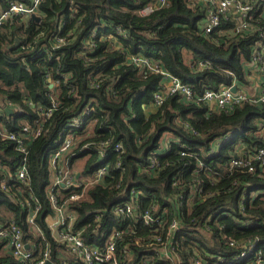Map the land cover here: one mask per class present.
Here are the masks:
<instances>
[{"label": "trees", "instance_id": "trees-1", "mask_svg": "<svg viewBox=\"0 0 264 264\" xmlns=\"http://www.w3.org/2000/svg\"><path fill=\"white\" fill-rule=\"evenodd\" d=\"M13 1L28 0H0V13ZM151 2L42 0L39 19L11 15L0 25V224L14 221L36 257L50 251L51 264H73L61 257L66 244L57 234L69 228L100 249L122 231L118 264H251L264 251V171L231 168L241 148L264 146V103L210 110L201 99L234 79L248 84L245 64L264 43V16L254 12L256 29L242 35L226 31L233 20L206 33L202 4L171 0L141 14ZM134 55L188 84L192 97L174 94L147 112L163 75L146 73ZM190 60L210 65L199 69ZM29 126L42 132L27 143L30 177L22 181L16 171L24 152L3 132ZM70 134L79 140L67 166L83 159L82 175L103 166L107 172L83 199L69 202L73 223L54 227L49 158ZM72 191L61 187L59 198ZM132 194L133 215L114 210ZM5 246L0 240V264H22Z\"/></svg>", "mask_w": 264, "mask_h": 264}, {"label": "built area", "instance_id": "built-area-1", "mask_svg": "<svg viewBox=\"0 0 264 264\" xmlns=\"http://www.w3.org/2000/svg\"><path fill=\"white\" fill-rule=\"evenodd\" d=\"M42 0H28L13 1L7 10L0 13V25L5 23L11 15H36L39 5ZM171 0H153L150 4L141 10V14L147 15L159 7H164L170 4ZM194 3L202 4L201 7L206 12V17L202 25V29L206 33H211L214 28L221 25L223 20H233L236 24L233 29L226 31L231 35H242L244 33L252 32L256 29L255 23L252 20L253 13L261 11L264 16V0H194ZM222 31V32H226ZM63 41V39H61ZM60 40V41H61ZM132 61L139 67L144 68L146 73L157 72L163 75V85L165 86L169 78L168 85L162 87L154 95V106H160L164 103L168 96L174 94H181L186 98L192 97L193 91L188 84L181 82L179 78L162 70L159 65L142 55L131 56ZM191 65L197 66L199 69H204L210 65L208 61L204 60H190ZM247 79L250 82V89L247 85L240 83L234 79L232 83L223 85L217 90L207 88L201 99L209 104L210 110H232L234 107L242 106L249 102L254 104L264 103V43L259 41L257 46L251 54V58L246 62ZM54 86V83H51ZM235 88V91L233 90ZM2 107H0V113ZM49 114V113H47ZM1 115V114H0ZM42 132L41 127L31 129L25 127L24 131L20 134L12 133L7 130L3 132L4 138L10 139L16 143V149L24 152V158L18 165L16 175L22 181H27L30 174L27 165V143L31 142L34 138ZM259 135L264 137V129L259 131ZM228 137H226L227 139ZM79 138L74 135H67L60 147V149L49 158V166L51 169V181L47 187V195L50 197L52 207L55 214L52 217V225L65 226L68 221L71 225L75 219L73 211L69 207L71 200L76 201L83 199L87 193L88 188L96 183H102L107 169L105 166L101 167L94 174L84 176L81 171L77 169H70L67 166V155L73 151V147L77 144ZM119 148V145L117 146ZM182 154H186L182 152ZM71 155V154H70ZM231 168L242 169L251 173H257L259 170L264 171V146L255 148L254 150L241 148L238 154L234 155L231 161ZM78 173H80L78 175ZM258 175L263 176L258 173ZM72 188L73 191L70 196L63 200L59 198L60 188ZM76 189H80L77 191ZM133 195V194H132ZM135 196L131 202L117 204L114 210L127 211L129 215L134 214L136 208ZM40 209V206L34 210L33 214L29 216V222L34 224L35 217ZM145 221L148 223L151 217L148 213L144 216ZM177 221L172 224L173 228H178ZM60 241L66 244V249L62 252L61 257H72L73 264H118L116 253V239L122 234V231H116L111 241L106 244L105 249H100L98 246H87L81 233L73 232L71 228L57 233ZM158 239H162L158 237ZM0 240L5 242L6 249L22 264L29 261L30 264H47L50 259V251L47 249L42 254L36 257L35 246L25 242L20 227L14 224V221L6 225L0 224ZM165 250L166 246L164 247ZM264 251L259 249L258 257L251 264H258ZM246 255L242 253L241 256ZM195 264H204L201 260H197Z\"/></svg>", "mask_w": 264, "mask_h": 264}, {"label": "rangeland", "instance_id": "rangeland-1", "mask_svg": "<svg viewBox=\"0 0 264 264\" xmlns=\"http://www.w3.org/2000/svg\"><path fill=\"white\" fill-rule=\"evenodd\" d=\"M168 81H169V78L167 79V81H166V84H165V86L164 87H166L169 83H168ZM250 89H253L251 86H250V82H249V85H247ZM169 136L166 134L165 135V138H168ZM84 163H85V160H79V161H77V164L75 165V170H73V171H76L77 169H81L82 168V166L84 165ZM51 224H52V221H51Z\"/></svg>", "mask_w": 264, "mask_h": 264}, {"label": "water", "instance_id": "water-1", "mask_svg": "<svg viewBox=\"0 0 264 264\" xmlns=\"http://www.w3.org/2000/svg\"><path fill=\"white\" fill-rule=\"evenodd\" d=\"M32 17L35 18V19H39V17H38L37 15H33ZM50 86L53 87V84H50ZM233 90L235 91V88H233ZM5 110H6V112H8V113H13V112H14V109H13L12 107H9V106L6 107ZM79 174H80V173H78V175H79ZM47 264H51V261H48Z\"/></svg>", "mask_w": 264, "mask_h": 264}, {"label": "crops", "instance_id": "crops-1", "mask_svg": "<svg viewBox=\"0 0 264 264\" xmlns=\"http://www.w3.org/2000/svg\"><path fill=\"white\" fill-rule=\"evenodd\" d=\"M156 110V106H154V105H150L149 107H147V112H153V111H155Z\"/></svg>", "mask_w": 264, "mask_h": 264}]
</instances>
